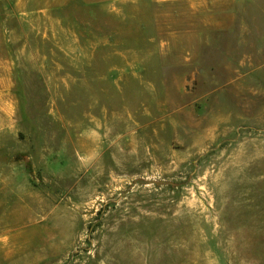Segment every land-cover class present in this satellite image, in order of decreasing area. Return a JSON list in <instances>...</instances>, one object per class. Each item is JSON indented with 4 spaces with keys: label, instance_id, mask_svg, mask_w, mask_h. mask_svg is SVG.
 Returning <instances> with one entry per match:
<instances>
[{
    "label": "rangeland",
    "instance_id": "1",
    "mask_svg": "<svg viewBox=\"0 0 264 264\" xmlns=\"http://www.w3.org/2000/svg\"><path fill=\"white\" fill-rule=\"evenodd\" d=\"M4 221L0 264H264V0H0Z\"/></svg>",
    "mask_w": 264,
    "mask_h": 264
},
{
    "label": "crops",
    "instance_id": "2",
    "mask_svg": "<svg viewBox=\"0 0 264 264\" xmlns=\"http://www.w3.org/2000/svg\"><path fill=\"white\" fill-rule=\"evenodd\" d=\"M1 223V222H0ZM1 226H0V229L1 228H5L6 227V225H7V221H4V224L3 223H1L0 224ZM2 233V232H1ZM0 233V234H1ZM2 244H4V245H2ZM10 244V245H9ZM12 245H13V239H12V236H0V248H4V249H6V247L7 246H10V248H12Z\"/></svg>",
    "mask_w": 264,
    "mask_h": 264
}]
</instances>
